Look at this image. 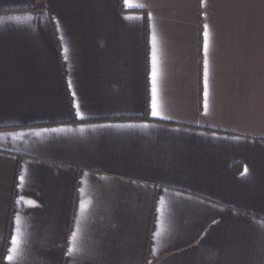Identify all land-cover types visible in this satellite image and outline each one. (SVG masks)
<instances>
[{
  "label": "crops",
  "instance_id": "crops-1",
  "mask_svg": "<svg viewBox=\"0 0 264 264\" xmlns=\"http://www.w3.org/2000/svg\"><path fill=\"white\" fill-rule=\"evenodd\" d=\"M0 264H264V0H0Z\"/></svg>",
  "mask_w": 264,
  "mask_h": 264
},
{
  "label": "snow or ice",
  "instance_id": "snow-or-ice-1",
  "mask_svg": "<svg viewBox=\"0 0 264 264\" xmlns=\"http://www.w3.org/2000/svg\"><path fill=\"white\" fill-rule=\"evenodd\" d=\"M156 113L154 112L153 115H155Z\"/></svg>",
  "mask_w": 264,
  "mask_h": 264
}]
</instances>
